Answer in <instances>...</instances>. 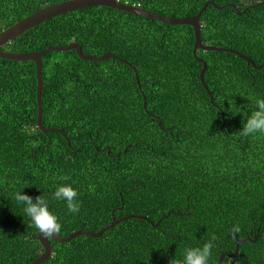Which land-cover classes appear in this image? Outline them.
<instances>
[{
	"label": "trees",
	"instance_id": "obj_1",
	"mask_svg": "<svg viewBox=\"0 0 264 264\" xmlns=\"http://www.w3.org/2000/svg\"><path fill=\"white\" fill-rule=\"evenodd\" d=\"M59 1L0 0V31ZM120 1L179 17L196 14L206 0ZM211 1L246 10L207 5L202 42L264 64V2ZM73 40L86 54L117 57L85 60L74 49L41 56L42 124L62 133L37 126L35 62L0 58V264H29L43 251L38 230L12 200L13 186L48 199L60 236L97 231L129 214L148 219L120 220L97 237L49 238L52 253L39 264H169L207 240L214 241L215 264L243 237L250 240L221 264H264V135L236 134L242 128L236 106L264 97V67L198 48L215 106L199 78L191 25L107 6L55 15L0 48L29 52ZM119 58L134 65L138 80ZM59 183L77 189L78 213L53 198Z\"/></svg>",
	"mask_w": 264,
	"mask_h": 264
},
{
	"label": "water",
	"instance_id": "obj_2",
	"mask_svg": "<svg viewBox=\"0 0 264 264\" xmlns=\"http://www.w3.org/2000/svg\"><path fill=\"white\" fill-rule=\"evenodd\" d=\"M263 2H264V0H259L254 5H259V4H262ZM207 5H212V6L217 7V8H223L224 6H232L236 10L237 14H241L246 10V8H244L242 11H240L239 8L234 3L217 5L215 2H213L211 0H206L203 3L200 10L196 14L175 17V16L163 15V14H160V13L155 12V11L144 9L140 6L128 4L127 2H121L120 0H63V1L53 3V4H48V5H45L42 7H38L34 11L29 13L28 15L24 16L22 19L16 21L15 23L10 25L9 27L1 30L0 31V46L2 44H5V43L11 41L13 38H15L19 34L23 33L27 29L33 27L34 25L40 23L41 21L48 19V18H51L55 15H59V14H62V13L68 12V11H73V10H77V9L89 7V6H107V7L115 8L118 10L126 11L129 13L138 14V15H141L144 17L160 20L162 22L169 23V24H188V25H191L193 27V32H194L193 55H194L195 59L202 64V67H201L200 72H199V78H200L201 83L204 86H205V83H204V79H203V74L206 70V62L202 58L197 56L196 52H197L198 48L203 49V50L226 51V52L234 53V54L240 56L241 58L245 59L255 69L264 67V64H255L251 58L244 55L243 53H241L238 50L228 48V47L204 44L202 42V40H201L200 16H201V12L205 9V7ZM71 49H74L76 51L77 55L80 58L85 59V60L98 61V60H103V59H107L110 57L111 58L117 57L115 54L107 52V51L104 52L100 56H92V55L86 54L82 51L81 45L77 41H74V40L69 42L68 44H65V45H52V46L45 47L41 50L29 51V52H10V51H6V50H3L0 48V58L12 59V60H16V61L32 60L35 62V64H36V75H37L36 100H37V107H38L36 123H37V126L39 127V129H41L44 133H48L50 131H59L62 133V129L55 128V127H45L42 124L41 91L43 88V77H42V59H41V56L43 54L50 52V51H53V50L65 51V50H71ZM119 59L122 60L124 63H126L127 65H129L133 69V71L135 73V77L138 80L137 70L134 67V65L125 59H122V58H119ZM205 88L207 89L206 86H205ZM207 91H208V89H207ZM208 94H209L210 101L212 103H214L213 97H212L210 91H208ZM214 105L217 106L215 103H214ZM133 217L148 220L145 214H129V215L122 216L119 218H113L109 223L105 224L104 226H102L97 231H91L88 229H79V230L72 231L71 233H69L66 236H60V235L54 234L52 239H54L56 241H67V240H69V239H71V238H73L79 234H86V235H89L91 237H97V236L101 235L107 228L113 226L118 221L124 220L127 218H133ZM157 223L158 222H156L154 225H157ZM36 238L39 240L40 244L42 245L43 251L38 257L33 259L29 264H39V263L43 262L44 260H46L52 253V246L50 244L49 238L45 239L42 236V234L40 235L39 231L36 235ZM255 238H256V236H255ZM245 240H250V237H243V238L237 239V241L235 243V249L232 253L220 252L218 259H217V262L215 264H221L223 261V258L226 256H228V257L235 256L238 253L240 243L244 242ZM111 264H113V262Z\"/></svg>",
	"mask_w": 264,
	"mask_h": 264
},
{
	"label": "clouds",
	"instance_id": "obj_3",
	"mask_svg": "<svg viewBox=\"0 0 264 264\" xmlns=\"http://www.w3.org/2000/svg\"><path fill=\"white\" fill-rule=\"evenodd\" d=\"M247 101L248 103L245 105L236 106L237 114L242 116V128L236 132L241 140L258 134L264 135V97L248 98ZM248 109L251 110L250 113L247 111ZM25 131L30 132L31 130L26 129ZM58 179L66 181L68 178L59 176ZM25 187L17 189L13 186L12 200L16 205L22 207V211L29 218L31 225L45 239L53 238L54 234L58 235L62 224L58 216L50 209L48 199L43 194L35 198L29 196L23 191ZM78 197L79 193L71 183H59L53 192V198L64 202L70 213L80 211L81 202ZM214 247L213 240H207L201 245L186 247L183 258L176 259L174 256L170 259L169 264H210Z\"/></svg>",
	"mask_w": 264,
	"mask_h": 264
}]
</instances>
